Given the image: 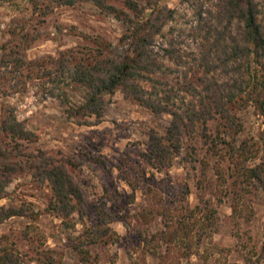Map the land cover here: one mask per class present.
<instances>
[{
	"label": "rangeland",
	"instance_id": "1",
	"mask_svg": "<svg viewBox=\"0 0 264 264\" xmlns=\"http://www.w3.org/2000/svg\"><path fill=\"white\" fill-rule=\"evenodd\" d=\"M107 1L130 12L126 0ZM132 1L145 14L162 6L174 10L155 37V49L171 41L182 55L197 51L195 13L211 8V2ZM256 1L258 19L264 23V0ZM124 29L119 19L90 2L73 7L49 0H36V7L25 0L1 2L0 56L2 47L6 51L15 45L21 46L26 60H33L92 47L93 39L115 44ZM24 86L0 96V110L12 106L16 118L34 132L35 140L22 147L23 154L39 149L66 163L83 190L86 214L79 221L73 213V227L64 230L60 218L45 211L48 188L24 168L12 175L0 204L23 203L36 215L8 218L0 223V234L18 239L22 250L31 244L56 250L59 264H254L264 238V176L263 181L247 180L239 172L240 166L264 159V105L260 109L243 96L233 103L228 130L221 133L213 123L203 133L201 125L195 126L181 136L170 165L155 170L143 155L147 132L164 134L168 114H153L115 91L105 97L108 102L99 119L77 124L65 117L67 104L46 93L49 85L30 79ZM4 140L0 133V143ZM99 207L111 213L107 237L84 246L86 251L72 250L65 233L79 238ZM189 213L184 230L181 222ZM5 238L2 242L10 241Z\"/></svg>",
	"mask_w": 264,
	"mask_h": 264
},
{
	"label": "trees",
	"instance_id": "2",
	"mask_svg": "<svg viewBox=\"0 0 264 264\" xmlns=\"http://www.w3.org/2000/svg\"><path fill=\"white\" fill-rule=\"evenodd\" d=\"M8 1L13 0L0 3ZM25 1L36 7V0ZM49 1L55 6L71 7L90 2L119 19L125 25L124 32L115 44L93 39L92 47L68 48L55 56L33 60L23 57L19 45L6 51L2 47L0 85L6 86H0V96L20 92L26 81L37 79L49 85V96L67 104L64 115L77 124L88 123L89 117L99 119L108 102L105 97L115 91L153 114L166 113L170 121L164 134L151 129L145 142L143 155L155 170L170 165L180 150L181 136L195 126L201 125L203 133L213 123L221 127V133L228 130L233 122V103L243 96L253 99L260 109L264 105V23L258 19L256 0H207L211 8L195 13L197 51L185 55L171 41L167 47L154 48L155 37L173 18L174 10L166 6L145 14L132 0L124 1L129 13L107 0ZM0 133L5 139L0 143V199L6 195L12 175L25 168L38 185L48 188L45 211L59 217L64 230L73 227V213L82 221L86 214L83 190L72 180L65 162L39 149L23 154L22 147L33 142L35 134L16 118L12 106L5 105L0 110ZM216 137L225 142L219 133ZM240 167V176L263 181L264 159L253 166ZM35 215L23 203L0 204V223L13 216ZM110 217L109 211L99 207L94 211L93 224L80 236L82 239L65 233L72 250L86 251L84 246L105 239ZM191 217L190 213L185 216L182 229L188 227L186 219ZM5 237L10 241L2 242ZM16 240L9 234H0V264H59L56 250L31 243L22 250ZM253 263L264 264V238Z\"/></svg>",
	"mask_w": 264,
	"mask_h": 264
}]
</instances>
